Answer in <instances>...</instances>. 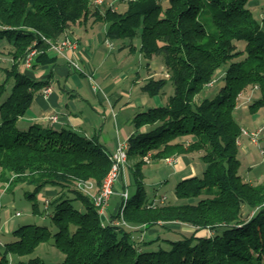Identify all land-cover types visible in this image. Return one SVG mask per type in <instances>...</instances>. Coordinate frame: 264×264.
Here are the masks:
<instances>
[{
	"label": "trees",
	"instance_id": "16d2710c",
	"mask_svg": "<svg viewBox=\"0 0 264 264\" xmlns=\"http://www.w3.org/2000/svg\"><path fill=\"white\" fill-rule=\"evenodd\" d=\"M122 1L124 11L103 12L92 0H0V52L11 47L10 65L0 60V181L10 189L27 186L31 200L49 187L56 190L42 210L33 203V213L49 216L55 231L31 223L17 227L0 264H264V181L252 183L240 173L243 128L236 116L240 98L252 92L257 96L250 113L264 107V11L257 19L251 0ZM210 13L211 28L202 19ZM91 18L106 24V39L130 40L132 51L140 38L139 51L148 62L162 57L168 77L150 78L144 93L157 96L169 81L174 85L166 104L133 118L127 153L140 160L127 174L136 189L128 190L126 201L120 195L110 217L100 216L94 199L78 187L92 181L98 191L112 168L111 154L97 137L18 126L36 94L50 84L22 69L29 51H40L32 69L53 67L58 58L51 45ZM219 73L218 91L198 100ZM191 153H200L202 175L180 179L169 201L148 194L146 157L161 162ZM123 177L124 191L129 183ZM116 219L122 223L114 224ZM158 227L177 236L141 239ZM52 241L65 255L62 262L33 256Z\"/></svg>",
	"mask_w": 264,
	"mask_h": 264
},
{
	"label": "rangeland",
	"instance_id": "374dc122",
	"mask_svg": "<svg viewBox=\"0 0 264 264\" xmlns=\"http://www.w3.org/2000/svg\"><path fill=\"white\" fill-rule=\"evenodd\" d=\"M167 0H161L165 5L167 4ZM257 0H251L249 3V7L251 8L254 16L257 19H260L263 16L264 11V0H259V4H256ZM93 8L99 7L103 12L108 7H112L115 10L124 11V9L127 7V4L125 1L122 0H92ZM203 21L205 24L211 28V13L207 15L202 16ZM99 23V22H97ZM101 23V22H100ZM72 37H74L72 35ZM75 38V37H74ZM76 46L74 48H65L62 53H55L54 55H57V58L64 57L68 60L67 57L69 56V53L76 51V49L79 46V40L76 38L75 40ZM112 43V49L111 44ZM127 47H122L123 45H126ZM134 44L136 46L135 50H132L129 48L130 40L125 41H112V42H102L99 45L98 53L95 58H93L90 62L88 60H85V58L81 59L82 61L78 60V65L80 69H75L74 67L69 66L68 71L70 74H67L62 79V85L64 86L66 82L71 84L72 89L78 93L80 96H76V101L78 102V105L81 107L86 104H93V98H99V96L105 97V100H116L118 99L114 107H112L113 112L116 113V115L119 114V119L121 121L125 120L129 122L132 121V117L141 111H144L148 108H134L132 109V101L137 102V100H140L142 98H147L150 102L149 105L151 107L158 106V105H164L167 102V99L174 94V85L171 81L167 83L165 88L162 90L161 94L157 96H150L147 93H144L141 90V87L149 81L150 78H166L168 77V71L167 68L163 64L162 57H154L152 60H146L142 54L140 53V45H141V39L137 38L134 40ZM237 45L242 46L244 45L243 42H238ZM114 46V47H113ZM10 46L6 45L3 47L2 52H0V60L3 66H8L11 63L10 56L8 55V52L10 50ZM250 64H246L245 68H248ZM96 69V70H93ZM140 80L139 85L137 84V81ZM222 73H219L216 80L213 82L211 86H209L202 94H200L197 98L200 100L203 98L204 95H210L218 91L219 86L222 84ZM135 82V83H134ZM133 84L138 85L137 86V92L135 93V90L133 88ZM96 87V88H95ZM95 88V89H94ZM134 91V92H133ZM133 92V93H132ZM76 93V94H77ZM130 94V98H129ZM75 95V94H73ZM132 96V98H131ZM131 102V103H130ZM131 104V105H130ZM90 106V105H89ZM112 106V104H111ZM241 106V103L238 105ZM91 113L97 116V118H100L101 123H99V127L96 130L97 133H93L90 135V137L95 136L98 138L99 143H101L107 151H110L113 153L116 152L117 148L114 145V141L111 142V140L115 137L116 129L114 126L115 118H113V112L112 116L110 117V114H105L102 116V114L97 113L92 107L90 106ZM107 108L105 107V110ZM239 112H236L237 119L239 120L241 125H244L243 117ZM245 114H250V110ZM104 117L108 119V123H104ZM132 123V122H131ZM128 124V126H129ZM132 128L134 127L133 124H130ZM20 126V125H18ZM103 129V132L101 130ZM256 129V128H255ZM252 128H243V130H255ZM243 137H247L245 135H242L241 139ZM250 139V138H249ZM251 140V139H250ZM252 141V140H251ZM250 141V142H251ZM252 143V142H251ZM253 144V143H252ZM261 148H264V146H258L251 148L252 151H255V157L256 161L253 164H249L245 158H244V151L242 149L240 150V158L242 161L241 167H240V173L243 176H246L251 171L252 174L257 173V171H264V156L261 154ZM182 155V157L178 156L179 159L176 161L177 157H171L161 162L154 163L149 157H146L147 165L144 168V171L146 173V178L144 180L145 188L149 195H154L155 193L158 196H166L169 198H173L175 196V187L180 179L183 177H188L189 172L192 173V175H202L203 170L205 168V164L200 160V153H191ZM140 160V157L138 154L134 153L133 151H129V155L127 157V160L125 162V165L123 166V175H124V183L125 186H127L129 183L128 190L130 192H134L136 187L134 185L133 176L130 174L128 175L127 172H130L131 168L134 167V165ZM154 163V164H152ZM182 165L185 167L188 166V170L184 173L177 174L175 165ZM252 167H251V166ZM128 179H127V175ZM121 180V179H120ZM118 181L117 184H115V194L112 195V197L109 200V205L107 207V213L108 209L111 205L113 206L115 203L120 204V193H122V183L121 181ZM129 181V182H128ZM258 181H264L263 178H261ZM29 190L27 186L18 185L14 188H12V191L8 193V196L6 199H3V202L8 203V207L10 208L13 215L16 216V213H21L20 216L14 217V220L17 222L16 227H20L22 225L26 224H37L42 226H47L51 230L55 231L54 224L52 222V219L49 216L46 215H35L33 213V203L37 202L39 204V208L42 210L44 208L43 200L37 197L36 200H31L26 196V192ZM99 191V190H98ZM97 191V192H98ZM48 199V197H47ZM167 202V201H166ZM1 213V212H0ZM118 220V219H116ZM102 221L105 222L106 219L103 217ZM174 229H177L178 232L187 233L189 230L184 228H178L176 226H173ZM156 233H160L161 235L168 237H176V233L170 234L168 233L167 229L158 227L155 229H152V231H144L141 237L145 239L153 238ZM54 241V240H53ZM49 242L41 245L33 256H39L43 258L48 263H59L62 262L65 258L64 253H62L55 245L54 243Z\"/></svg>",
	"mask_w": 264,
	"mask_h": 264
},
{
	"label": "crops",
	"instance_id": "0c3cea01",
	"mask_svg": "<svg viewBox=\"0 0 264 264\" xmlns=\"http://www.w3.org/2000/svg\"><path fill=\"white\" fill-rule=\"evenodd\" d=\"M256 4H259V0H257ZM93 21L94 19L91 18L86 24L74 25L69 31V33H71L75 38L79 40V46L76 51L69 53V56L76 62L78 60L82 61L81 59L83 58L90 62L93 58L96 57L98 53L97 50L102 42H112L111 40L106 39V24L102 22L94 23ZM110 45L112 49V43ZM69 66L70 63L67 59H65L64 57H59L53 67L46 66L26 70L37 80L49 79L50 84L48 85V88L51 89V92L45 96L43 89L36 94L34 101L27 114L24 117L20 118L18 121V125H20V127L27 128L30 127L32 124H39L43 127H52L53 129L58 131L62 129H71L87 137H90V135H92L93 133H97L96 130L98 129V124L101 123V120L100 118H97V116L91 113L90 106L97 113L102 114V116H104L105 114H110L111 112H113L114 109H112V107H114V104L118 99H116L115 101H109L105 100V97L99 96V98L97 99L93 98V104H86L80 107L78 105V102L76 101V96L78 97L80 95H78V93L72 89L70 83L66 82L64 86L62 85L63 77L67 74H70V72L68 71ZM50 73H52V77H49ZM139 83L140 80L137 81L138 85ZM138 85L133 84L135 93L137 92ZM255 96H257L256 92H252L251 94L247 96H242L240 98L239 104L241 103V106L238 107L237 111L239 112L238 114L241 113L243 117L244 125H242V128L255 129L264 122V107L261 108L257 113H250L249 115L245 114L247 110L249 112L250 101L253 100ZM149 103L150 102L147 98H142L140 100H137V102L132 101V109H141L144 107L150 108L151 106L149 105ZM105 107L107 108L106 110ZM51 115H58V122L52 123L51 121H49L48 117H50ZM111 116L112 114H110V117ZM134 116L132 117V121L130 120V124H133ZM113 118H115L114 126L116 129V134L115 137L111 140V142L114 141V145L117 148L120 144H127L130 135L134 132V127L132 128L129 122L125 120L121 121L119 119V114L116 115V113L114 112ZM103 122L108 123L107 117H104ZM101 132H103V129L101 130ZM250 141L251 140L249 138L243 137L240 143V150L242 149V151H244L243 153L245 160L249 164H253L256 161V157L255 151H252L251 148L258 146L260 147L261 145L264 146V140L261 141L260 145H257L251 141L253 143L252 144ZM107 152L112 154V152L110 151ZM185 156L187 157V155ZM179 157L176 158V161L179 159ZM175 167L177 174L184 173L189 169L188 166L184 168V166L179 164H176ZM252 172L253 171H251L245 176L247 180L251 181L252 183L262 182L258 180H260L261 178L264 179V171H257V173L254 174H252ZM190 175H192V173L189 172V176ZM11 191L12 188H9L8 183L0 181V258L1 252L5 244L13 240L12 233L17 228V222L14 220V217L16 216L13 215V213L11 212L10 208L8 207V203L3 202V199H6L8 193ZM55 195L56 190L53 187H49L44 191V193L39 195V198L42 199L44 202L47 197H52ZM117 210L118 203H115L112 206L110 202L107 215L109 217L115 215L117 213Z\"/></svg>",
	"mask_w": 264,
	"mask_h": 264
},
{
	"label": "built area",
	"instance_id": "2783aa9c",
	"mask_svg": "<svg viewBox=\"0 0 264 264\" xmlns=\"http://www.w3.org/2000/svg\"><path fill=\"white\" fill-rule=\"evenodd\" d=\"M76 38L72 36L66 37L62 41H58L51 45V50L53 52L62 53L65 48H74L76 46L75 42ZM40 53L37 49H32L27 54L25 60L22 64L23 70H29L33 68L34 60L36 56ZM68 61L70 63L71 67H74L75 69H80L79 65L75 60H73L71 57H67ZM96 88V87H95ZM45 96L48 95L51 92V89L46 87L44 89ZM251 99V98H249ZM48 120L52 123H56L59 120L58 115H51L48 117ZM242 135L248 136L253 143L260 145L261 141L264 140V122L260 126H258L255 130H243ZM241 143V140L240 142ZM261 154L264 156V148H261ZM128 153H127V144H120L117 147V150L115 153L110 155V159L112 161V168L105 177L99 191L97 192L95 190V184L92 181H84L80 182L78 187L81 191L86 193L87 195L91 196L94 199L95 205L98 209V213L100 216H106L107 215V207L109 205V200L112 197L113 194H115V184L120 180L121 173L123 174V166L125 165V162L127 160ZM121 197L124 198V201H126L129 197V191L128 188H126L122 193H120ZM48 204V201L45 200ZM264 205V203H263ZM21 213H17L16 216H20ZM0 221H1V213H0ZM114 224H121L122 221L115 220L113 221ZM125 224V222H123Z\"/></svg>",
	"mask_w": 264,
	"mask_h": 264
}]
</instances>
